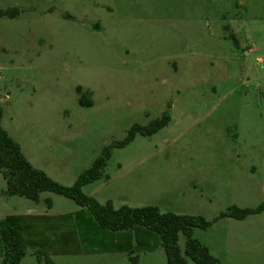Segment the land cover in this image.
Wrapping results in <instances>:
<instances>
[{
  "label": "rangeland",
  "instance_id": "1",
  "mask_svg": "<svg viewBox=\"0 0 264 264\" xmlns=\"http://www.w3.org/2000/svg\"><path fill=\"white\" fill-rule=\"evenodd\" d=\"M8 7L20 14L0 18L2 126L28 160L71 186L105 146L168 111V126L115 149L107 177L84 192L115 208L202 215L215 223L193 237L219 264H264V212L216 220L264 202V0H0ZM5 189L0 173V209L36 207ZM49 195L50 218L13 217L21 264H44L38 249L56 264H133L117 253L127 245L137 264H166L155 232L102 229ZM3 252L0 237V264Z\"/></svg>",
  "mask_w": 264,
  "mask_h": 264
},
{
  "label": "trees",
  "instance_id": "2",
  "mask_svg": "<svg viewBox=\"0 0 264 264\" xmlns=\"http://www.w3.org/2000/svg\"><path fill=\"white\" fill-rule=\"evenodd\" d=\"M20 14L17 7L0 8V18L14 19ZM80 95L82 106H92V100L87 99L89 93ZM3 108L0 104V173L6 181L5 196L21 197L33 202H39L41 194L55 193L71 199L80 207L87 208L102 229L117 231H133L141 226L155 232L161 240L166 254V264H219L209 248L193 237L194 229L208 230L215 223L202 215L177 214L162 212L158 206L148 205L131 207L123 205L115 208L111 201L100 203L94 197L84 192V187L107 177L106 168L115 149H122L132 143L137 136L150 137L169 125L171 117L165 111L159 118L146 124H134L122 140L112 141L105 146L100 156L89 168L84 170L71 186H65L51 178L44 170L35 167L25 156L19 142L2 126ZM51 205V200H46ZM264 212V202L255 208H239L231 206L221 212L216 220L231 218L245 220L246 218ZM185 237V250L180 247V236ZM0 237L3 242V264H21L27 254V242L13 217L0 219ZM39 263L56 264L42 251L36 252ZM137 256L129 253V261L137 264Z\"/></svg>",
  "mask_w": 264,
  "mask_h": 264
},
{
  "label": "crops",
  "instance_id": "3",
  "mask_svg": "<svg viewBox=\"0 0 264 264\" xmlns=\"http://www.w3.org/2000/svg\"><path fill=\"white\" fill-rule=\"evenodd\" d=\"M52 178V177H51ZM6 183V181H5ZM44 199V200H43ZM51 200V195H49V193H43L41 194V198H40V201L36 203V207H32V206H29L28 207V211H25L23 210V212H20V211H17L15 210V212H6L9 208V203H5L4 201H1V211H0V219H3L5 217H19L21 215H25V216H29L28 214L30 215H33L37 218H41V217H44V218H50L52 214L56 213V212H52V210L54 209V202L51 201V205H48L45 201L46 200ZM1 200H4V198L2 197ZM43 200V201H42ZM45 202V203H44ZM47 204V205H46ZM25 209V208H23ZM37 209V210H36ZM3 210L5 212H3ZM37 211V212H35ZM31 217V216H30ZM15 218V219H16ZM39 250V249H38ZM37 250V251H38ZM133 252L132 248H130L129 245H127L126 247L122 248V249H119L118 250V254H122L123 256H126L129 260V253ZM2 259H3V256H2Z\"/></svg>",
  "mask_w": 264,
  "mask_h": 264
},
{
  "label": "built area",
  "instance_id": "4",
  "mask_svg": "<svg viewBox=\"0 0 264 264\" xmlns=\"http://www.w3.org/2000/svg\"><path fill=\"white\" fill-rule=\"evenodd\" d=\"M260 62H264V57L262 59H259Z\"/></svg>",
  "mask_w": 264,
  "mask_h": 264
}]
</instances>
